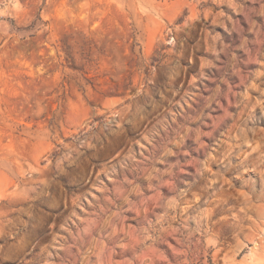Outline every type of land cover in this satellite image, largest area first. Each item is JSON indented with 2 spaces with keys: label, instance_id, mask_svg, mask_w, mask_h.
I'll return each instance as SVG.
<instances>
[{
  "label": "rangeland",
  "instance_id": "rangeland-1",
  "mask_svg": "<svg viewBox=\"0 0 264 264\" xmlns=\"http://www.w3.org/2000/svg\"><path fill=\"white\" fill-rule=\"evenodd\" d=\"M0 264H264V0H0Z\"/></svg>",
  "mask_w": 264,
  "mask_h": 264
}]
</instances>
